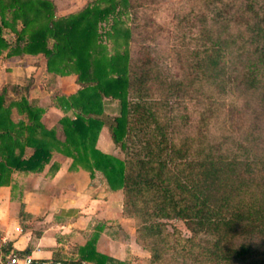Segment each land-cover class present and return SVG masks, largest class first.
<instances>
[{"label": "trees", "instance_id": "1", "mask_svg": "<svg viewBox=\"0 0 264 264\" xmlns=\"http://www.w3.org/2000/svg\"><path fill=\"white\" fill-rule=\"evenodd\" d=\"M119 4L133 11L144 1L89 0L60 15L53 0H0V55L44 57L48 72L75 74L78 84L52 94L49 106L61 115L51 126L42 120L46 107L30 99L31 82L0 88V187L14 172L42 171L58 153L121 190L122 213L134 219L148 264H264V146L226 154L204 142L226 88L256 92L264 107V0H206L196 48L179 55L184 79L168 83H158L149 54L131 59L132 31ZM188 93L203 97L206 110L194 134L177 138L168 101ZM102 127L123 157L96 146ZM172 218L190 234L168 229ZM98 235L75 248L76 258L49 264H122L97 251Z\"/></svg>", "mask_w": 264, "mask_h": 264}, {"label": "crops", "instance_id": "2", "mask_svg": "<svg viewBox=\"0 0 264 264\" xmlns=\"http://www.w3.org/2000/svg\"><path fill=\"white\" fill-rule=\"evenodd\" d=\"M45 67L44 57L3 54L0 86L31 82L30 97H39L41 80L59 84L65 78L54 76ZM53 115L58 118L61 112L51 108L42 115L47 126L54 124L46 121ZM96 146L111 151L105 127L100 130ZM53 161L58 162V168L50 172ZM70 163V157L53 153L42 171L14 172L10 184L0 187V249L8 244L10 252L30 261L76 258L75 248L98 231L97 251L115 262L138 264L144 249L135 240L134 219L122 213L121 190H111L99 171L91 174L83 167L70 168Z\"/></svg>", "mask_w": 264, "mask_h": 264}, {"label": "rangeland", "instance_id": "3", "mask_svg": "<svg viewBox=\"0 0 264 264\" xmlns=\"http://www.w3.org/2000/svg\"><path fill=\"white\" fill-rule=\"evenodd\" d=\"M53 1L57 7V13L63 15L79 10L89 0ZM143 1L144 4L133 11L128 10L122 4L118 5L121 10L119 18L132 31V38L129 42L131 59L149 54L152 58V67L158 83L184 79V69L181 66L179 55L185 49L193 50L196 48L197 41L195 38L198 36L201 26L200 18L204 14H209L206 8V0ZM103 26L104 29L108 28V24ZM4 36L10 41L13 40V35L8 29H4ZM105 41L110 47L111 40L106 38ZM14 56L18 58L37 57L34 55ZM54 76L65 78L59 84L41 80L39 97H30L37 104L45 106V112L51 109L49 103L53 93L59 90L69 92L78 86L75 81V74L62 76L54 74ZM7 83L1 85L0 88ZM29 95L31 96V94ZM168 102L171 103V112L176 116L174 129L177 131V138L194 134L196 121L201 118L204 110H206L203 97L188 93L179 97L172 96ZM117 106L116 101H110L107 111L115 113ZM212 108L213 114L210 115L207 123L208 130L205 143L208 141L209 144L218 147L221 153L226 154H240L242 146L251 147L253 144L264 146V107L261 105L256 92L230 86L217 97ZM53 110L60 111L57 108H53ZM55 115L51 117L52 119L46 120L47 123L55 122L57 119ZM12 116L17 119L20 115L14 110ZM110 149L116 155L123 157L119 148L111 147ZM166 222L168 229L175 226L183 235L190 234L181 219L172 218ZM143 254L139 258L140 262L143 261V264H148L150 254L145 249ZM140 262L138 264H141Z\"/></svg>", "mask_w": 264, "mask_h": 264}, {"label": "built area", "instance_id": "4", "mask_svg": "<svg viewBox=\"0 0 264 264\" xmlns=\"http://www.w3.org/2000/svg\"><path fill=\"white\" fill-rule=\"evenodd\" d=\"M27 257L19 258L16 254L8 251L5 252L4 250L0 249V264H26ZM48 260H43L40 264H49Z\"/></svg>", "mask_w": 264, "mask_h": 264}, {"label": "water", "instance_id": "5", "mask_svg": "<svg viewBox=\"0 0 264 264\" xmlns=\"http://www.w3.org/2000/svg\"><path fill=\"white\" fill-rule=\"evenodd\" d=\"M26 264H31V261L30 260H27V263Z\"/></svg>", "mask_w": 264, "mask_h": 264}]
</instances>
